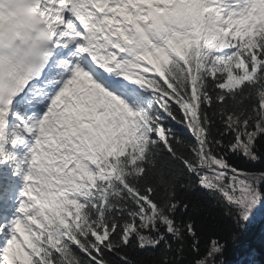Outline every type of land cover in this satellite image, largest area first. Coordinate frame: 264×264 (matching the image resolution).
Listing matches in <instances>:
<instances>
[{
  "label": "snow or ice",
  "instance_id": "6c2138e0",
  "mask_svg": "<svg viewBox=\"0 0 264 264\" xmlns=\"http://www.w3.org/2000/svg\"><path fill=\"white\" fill-rule=\"evenodd\" d=\"M26 3L0 10V264H224L264 208L237 164L264 158V0Z\"/></svg>",
  "mask_w": 264,
  "mask_h": 264
},
{
  "label": "trees",
  "instance_id": "16d2710c",
  "mask_svg": "<svg viewBox=\"0 0 264 264\" xmlns=\"http://www.w3.org/2000/svg\"><path fill=\"white\" fill-rule=\"evenodd\" d=\"M179 129L180 126L176 125ZM187 131L186 129L184 130ZM240 167L254 170H264V158L258 162L240 159L237 161ZM204 215L210 214L214 219L216 234L228 238L230 232L236 227L232 221L224 215L221 208L213 206L211 200L205 205ZM264 216L261 217L253 226H243L240 228V241L233 243L229 240L228 247L223 256L226 257L224 264H264ZM242 242L239 249L238 243Z\"/></svg>",
  "mask_w": 264,
  "mask_h": 264
},
{
  "label": "clouds",
  "instance_id": "9594fccd",
  "mask_svg": "<svg viewBox=\"0 0 264 264\" xmlns=\"http://www.w3.org/2000/svg\"><path fill=\"white\" fill-rule=\"evenodd\" d=\"M29 5L26 0H5L2 10L7 22L10 25H16L26 19L29 14Z\"/></svg>",
  "mask_w": 264,
  "mask_h": 264
},
{
  "label": "rangeland",
  "instance_id": "374dc122",
  "mask_svg": "<svg viewBox=\"0 0 264 264\" xmlns=\"http://www.w3.org/2000/svg\"><path fill=\"white\" fill-rule=\"evenodd\" d=\"M264 216V208H261L258 212H257V214L255 215V217L245 226V227H247V226H253L254 224H256L257 222H258V220L261 218V217H263ZM264 219V218H263ZM226 260V259H225ZM225 260H223V261H225Z\"/></svg>",
  "mask_w": 264,
  "mask_h": 264
},
{
  "label": "water",
  "instance_id": "95a60500",
  "mask_svg": "<svg viewBox=\"0 0 264 264\" xmlns=\"http://www.w3.org/2000/svg\"><path fill=\"white\" fill-rule=\"evenodd\" d=\"M239 245H241V243H239Z\"/></svg>",
  "mask_w": 264,
  "mask_h": 264
}]
</instances>
